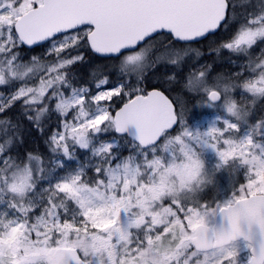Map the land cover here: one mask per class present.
<instances>
[{
  "label": "snow or ice",
  "instance_id": "obj_1",
  "mask_svg": "<svg viewBox=\"0 0 264 264\" xmlns=\"http://www.w3.org/2000/svg\"><path fill=\"white\" fill-rule=\"evenodd\" d=\"M0 88V264H264V0H0Z\"/></svg>",
  "mask_w": 264,
  "mask_h": 264
},
{
  "label": "trees",
  "instance_id": "obj_2",
  "mask_svg": "<svg viewBox=\"0 0 264 264\" xmlns=\"http://www.w3.org/2000/svg\"><path fill=\"white\" fill-rule=\"evenodd\" d=\"M160 39H163L161 37ZM217 37H209L207 40H202L199 44H192L191 47L194 49H199L201 52L204 53L202 57H197L195 52L190 53V56L188 58L189 63L196 64L197 67H199L200 64L203 63H209L213 66V75H227L229 72L235 71V64H236V57L231 56V63H230V54L227 51H221L219 55H209L208 54V45L211 44L214 40H216ZM213 47L215 45L213 44ZM44 49L41 48H35L34 51L27 52L26 55L29 56H40L43 53ZM85 58L87 61H90L89 64L84 65H77L76 67L72 68L71 71L75 73L77 76H84V78H88V73L90 68H104L105 70H115V67L117 65V61L108 57L99 56L98 54L88 51L84 53ZM254 56L259 55V51L257 50L255 53H253ZM151 75V74H150ZM159 73H156L155 75H151L150 82L152 84L157 83L159 79ZM147 83V82H146ZM0 91H4V89L0 88ZM174 96H176L178 99L185 102L186 107L189 109V115L200 119L202 116H204L207 112H205L204 109L197 107V98H193L192 95L185 94L181 91V86L176 85L175 89L172 93ZM19 110V106L17 107L16 111ZM256 111H259V102L257 104ZM11 115V114H10ZM56 122V116H52L50 120H47L46 123L43 125V127L47 128L48 125H54ZM28 146L29 148H36L40 153H44L46 150V144L45 140L47 139L45 136H43L40 132H37L35 129L28 126ZM127 154V153H125ZM222 185H226L225 182L222 183ZM214 192H210L209 195H214Z\"/></svg>",
  "mask_w": 264,
  "mask_h": 264
},
{
  "label": "rangeland",
  "instance_id": "obj_3",
  "mask_svg": "<svg viewBox=\"0 0 264 264\" xmlns=\"http://www.w3.org/2000/svg\"><path fill=\"white\" fill-rule=\"evenodd\" d=\"M203 117L211 118V116L208 113H206ZM218 179H219L220 184L222 185L223 182L227 184L229 178L226 176H221Z\"/></svg>",
  "mask_w": 264,
  "mask_h": 264
},
{
  "label": "water",
  "instance_id": "obj_4",
  "mask_svg": "<svg viewBox=\"0 0 264 264\" xmlns=\"http://www.w3.org/2000/svg\"><path fill=\"white\" fill-rule=\"evenodd\" d=\"M97 54V53H96ZM99 56H103V57H106V56H104V55H102V54H98Z\"/></svg>",
  "mask_w": 264,
  "mask_h": 264
}]
</instances>
